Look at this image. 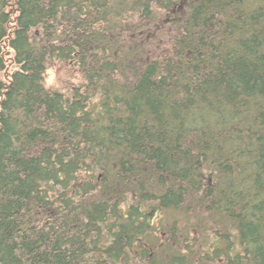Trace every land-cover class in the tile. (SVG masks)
<instances>
[{"label":"trees","instance_id":"obj_1","mask_svg":"<svg viewBox=\"0 0 264 264\" xmlns=\"http://www.w3.org/2000/svg\"><path fill=\"white\" fill-rule=\"evenodd\" d=\"M0 264H264V0H0Z\"/></svg>","mask_w":264,"mask_h":264},{"label":"rangeland","instance_id":"obj_2","mask_svg":"<svg viewBox=\"0 0 264 264\" xmlns=\"http://www.w3.org/2000/svg\"><path fill=\"white\" fill-rule=\"evenodd\" d=\"M53 80V73H49V82H51Z\"/></svg>","mask_w":264,"mask_h":264}]
</instances>
